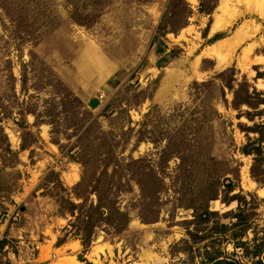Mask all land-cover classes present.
<instances>
[{
	"label": "rangeland",
	"instance_id": "obj_1",
	"mask_svg": "<svg viewBox=\"0 0 264 264\" xmlns=\"http://www.w3.org/2000/svg\"><path fill=\"white\" fill-rule=\"evenodd\" d=\"M227 68L234 87L245 77L264 98V0H0V231L34 238V264H200L214 248L251 264L264 249V184L239 150L257 134L240 125L264 123V105L233 108L219 79L192 89ZM245 110L262 114L238 117ZM3 134L18 152L11 164ZM181 152L192 168L178 169ZM105 164L133 174L107 198L109 211L128 212L117 234L97 211L73 208L78 195L83 209L96 204ZM210 196L215 214L197 217ZM82 224L93 231L85 250Z\"/></svg>",
	"mask_w": 264,
	"mask_h": 264
},
{
	"label": "trees",
	"instance_id": "obj_2",
	"mask_svg": "<svg viewBox=\"0 0 264 264\" xmlns=\"http://www.w3.org/2000/svg\"><path fill=\"white\" fill-rule=\"evenodd\" d=\"M168 26V22L166 21V19H163L160 21L159 24V29L162 28V30ZM218 34H215V38H217ZM216 79H219V89H220V95L222 96V99L227 102L226 99H224V95H225V89H227L229 92L232 93V99H231V106L235 109H240L242 105H246L250 108H258L260 104L264 105V98L261 96L262 92H258L256 91V89L252 86H250L249 82L246 80V78L244 77L243 80L241 82H238V86L234 87V82H235V77H234V68H227L219 73H217L215 76H213L211 79L206 80V81H202V82H194L192 89H193V93L194 94H199L200 91H208L206 89L207 86L210 85H216L215 81ZM241 114H245L247 116V118L249 120H254L255 116L257 115H261L262 111L261 110H256L254 113L249 111V110H245L243 112H239L238 113V117ZM222 115L220 112H218L216 109H214L212 111L211 114V119L215 120V119H219L221 118ZM212 121V120H211ZM204 123H202L203 125ZM202 125L199 126V129L201 130ZM240 127L242 128V130L247 132H253L255 134H257L256 138H251L249 136H247V142L245 144H243L240 147V152L244 155H252V165L250 167V173L251 176L257 180L258 182H261L264 184V178H261L260 176V172L259 169L262 165H264V146L262 144L263 140H264V123L262 122H254L251 126H244V125H240ZM2 130V129H1ZM3 137H5V142L3 144H5L2 149L1 152L5 153V158H4V162L6 164H11L14 162V160H17L18 157V152L13 150L12 148H10L9 143L7 142L6 136L3 134ZM23 148V146H22ZM179 164H178V169L180 168H184V169H190L192 168V164H187V162H185V158L183 155V152L179 153ZM14 159V160H13ZM101 171H100V175L95 179V182L97 184H94L91 186V191H93L96 194V204L95 205H89L88 208H85V198L81 195H78V197H81L82 199H84V201L81 204L75 205L73 204V208L78 207V210L81 211H85V217L89 218L91 217L92 213L95 211H97L98 213V217L106 222L109 223V225H111V231L115 234L120 233L122 230H124V228L127 226V222H128V212L124 209L121 208V206L119 205H114L113 206V210L109 211L108 210V196L109 194H118L121 193L123 190L126 189V185L128 184L129 180H133V174L130 173L129 168L125 167V168H121V171H119V165L116 164L113 166V168H111V171L109 174H107L108 172V165L105 164L103 166H101ZM118 169V170H117ZM105 175H109V181L104 182L101 185V178L102 176ZM137 183L138 186L140 188V192H141V197L142 198H150L152 196V192L151 195L147 194V191H145V188L148 189V187H146V182H145V178H143V176H141L140 178L137 179ZM228 186V190L231 191V185L227 184ZM111 188H113L114 190L111 191ZM215 198V196H210L206 198L207 200L213 199ZM231 200H237L238 201V195L237 194H233L228 200H226V202H230ZM202 203L201 205L203 206L202 209L200 210V213L197 214V217L201 218L202 215H206L209 216L210 214H215V212H212L208 209L207 206V202ZM195 211H197L196 206H191ZM110 209V208H109ZM74 209H71L70 211L73 213ZM110 212H113L114 214V218L109 220L108 222V215ZM196 217V218H197ZM236 218H239V214H235ZM147 221V220H145ZM219 227L221 229V231H224V229L226 230V228L228 227L227 224L221 223L219 224ZM76 235L79 236V238L81 239V244L84 248V250L90 245L91 243V237H92V226L90 224H86V225H78L76 228ZM189 237L191 239V242H198L200 240H202L203 236H197V234L195 232L189 231L188 232ZM188 241L186 240L185 243H187ZM241 245H243V242H240ZM240 245H236V247H238ZM260 245L256 244L255 245V250L253 252V256L256 257V259L254 261L251 262V264H264V254L261 255L262 253H264V249L259 250ZM208 248V247H207ZM181 250H183L185 253H189L190 251V247H188V245L183 246L181 248ZM221 252L218 250H215V248L213 250L210 249H206L205 250V254L204 256L200 259V264H239L237 262V260H235L232 257H229L228 255H222L220 254ZM188 264H195L193 262H191L189 260Z\"/></svg>",
	"mask_w": 264,
	"mask_h": 264
},
{
	"label": "built area",
	"instance_id": "obj_3",
	"mask_svg": "<svg viewBox=\"0 0 264 264\" xmlns=\"http://www.w3.org/2000/svg\"><path fill=\"white\" fill-rule=\"evenodd\" d=\"M39 245L31 236H8L0 231V264H34Z\"/></svg>",
	"mask_w": 264,
	"mask_h": 264
},
{
	"label": "bare ground",
	"instance_id": "obj_4",
	"mask_svg": "<svg viewBox=\"0 0 264 264\" xmlns=\"http://www.w3.org/2000/svg\"><path fill=\"white\" fill-rule=\"evenodd\" d=\"M229 42H232V41H228L227 43H226V41H219V44L221 43L222 44V46L220 47V48H224V49H227L228 48V46H231L232 45V43H231V45H229L230 43ZM229 43V44H228ZM231 48V47H230ZM262 58V57H261ZM247 169H245V171H244V175H247Z\"/></svg>",
	"mask_w": 264,
	"mask_h": 264
},
{
	"label": "water",
	"instance_id": "obj_5",
	"mask_svg": "<svg viewBox=\"0 0 264 264\" xmlns=\"http://www.w3.org/2000/svg\"><path fill=\"white\" fill-rule=\"evenodd\" d=\"M96 104H98V99L94 97V98H92V99L90 100L89 105H90L91 107H95Z\"/></svg>",
	"mask_w": 264,
	"mask_h": 264
}]
</instances>
